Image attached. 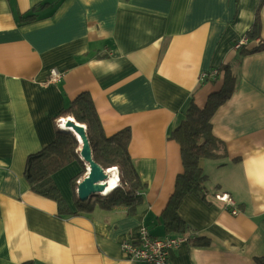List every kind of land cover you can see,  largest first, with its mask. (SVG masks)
Wrapping results in <instances>:
<instances>
[{
    "label": "crops",
    "instance_id": "0c3cea01",
    "mask_svg": "<svg viewBox=\"0 0 264 264\" xmlns=\"http://www.w3.org/2000/svg\"><path fill=\"white\" fill-rule=\"evenodd\" d=\"M256 12L260 33L250 39ZM262 43L264 0H0V264H143L126 258L124 241L142 229L179 236L161 220L183 171L171 136L191 103L203 109L221 90L224 66L234 90L210 119L224 155L199 161L206 201L183 198L190 241L168 251V264H264V49L247 52ZM82 93L105 136L130 131L145 184L132 214L93 203L107 194L81 201L78 162L52 180L72 212L75 199L91 203L88 212L60 215L24 178L28 155L54 139L57 114ZM224 194L232 205L216 199Z\"/></svg>",
    "mask_w": 264,
    "mask_h": 264
},
{
    "label": "trees",
    "instance_id": "16d2710c",
    "mask_svg": "<svg viewBox=\"0 0 264 264\" xmlns=\"http://www.w3.org/2000/svg\"><path fill=\"white\" fill-rule=\"evenodd\" d=\"M260 21L258 13L247 36L250 39L258 38ZM264 49V44L254 45L248 53ZM224 83L219 92L210 94L203 109L191 103L184 115V120L175 128L172 139L180 145L183 171L176 177L174 192L161 215L162 225L166 233H177L179 236L188 232L187 226L178 216V208L183 198L194 194L206 201L205 182L207 177L199 168L201 159H217L224 154H217L220 142L214 137L211 130L210 119L213 113L225 103L233 93L235 76L228 66H224ZM59 118L71 117L76 123L85 127V134L89 142L91 156L95 163L103 169L116 167L119 172V183L115 189L104 197L95 198L93 203L99 207L111 210L126 208L129 214L134 213L141 201V191L145 184L141 182L128 153L130 141L129 129H123L112 136H105L99 123L97 114L87 93L78 95L70 104L57 114ZM80 145L74 135L61 128H57L54 139L41 150L28 155L25 162L24 178L29 190L39 196L56 202L60 215H70L78 211L88 212L92 209L91 203L82 204L75 199V212L63 201L59 190L52 180V175L66 166L77 161L81 166L79 177L84 174V163L79 157ZM72 180V189L77 186ZM174 236V235H173ZM190 241V240H188ZM197 242L200 240H192ZM201 246H207L208 241L202 240ZM23 264H30L29 262Z\"/></svg>",
    "mask_w": 264,
    "mask_h": 264
},
{
    "label": "built area",
    "instance_id": "2783aa9c",
    "mask_svg": "<svg viewBox=\"0 0 264 264\" xmlns=\"http://www.w3.org/2000/svg\"><path fill=\"white\" fill-rule=\"evenodd\" d=\"M248 44V39L243 38L236 43L235 48L239 49L242 46ZM215 74L201 76V81H204L207 77H213ZM60 75L55 71H51V81L58 82ZM62 119L57 120V127L61 128ZM114 169L116 174V185L119 183L118 171L116 167L105 169L104 171ZM87 170V168H86ZM88 173V172H86ZM115 185V187H116ZM103 194V193H102ZM216 199L229 205L231 200L229 197L224 195L216 196ZM186 241L185 237L181 236H169L165 239H154L149 236L146 229H142L136 240H126L121 246V251L131 262H140L143 264H168V251L175 247L180 246Z\"/></svg>",
    "mask_w": 264,
    "mask_h": 264
},
{
    "label": "water",
    "instance_id": "95a60500",
    "mask_svg": "<svg viewBox=\"0 0 264 264\" xmlns=\"http://www.w3.org/2000/svg\"><path fill=\"white\" fill-rule=\"evenodd\" d=\"M65 127L72 129V131L79 137L76 138L73 134L80 145V160H82L85 166L88 165V173H86L85 178L77 185V196L81 201H85L89 196L100 194L105 191L106 186L104 183L108 176L104 169L92 159L89 142L85 134V127L76 123L74 120L67 121Z\"/></svg>",
    "mask_w": 264,
    "mask_h": 264
},
{
    "label": "bare ground",
    "instance_id": "6f19581e",
    "mask_svg": "<svg viewBox=\"0 0 264 264\" xmlns=\"http://www.w3.org/2000/svg\"><path fill=\"white\" fill-rule=\"evenodd\" d=\"M67 121H73V119L71 117H67V118H64L62 119V125H61V129L64 130V131H68V132H71L72 134H74L76 136V138H79L73 131L72 129L70 128H66L65 127V123ZM87 170H85V172L88 171V165H86ZM105 173L107 174V180L105 181V186H106V189L105 191H103V194H108L109 192L113 191L115 189V185H116V177H115V173H114V169H110V170H107L105 171Z\"/></svg>",
    "mask_w": 264,
    "mask_h": 264
},
{
    "label": "rangeland",
    "instance_id": "374dc122",
    "mask_svg": "<svg viewBox=\"0 0 264 264\" xmlns=\"http://www.w3.org/2000/svg\"><path fill=\"white\" fill-rule=\"evenodd\" d=\"M71 133V132H70ZM75 162H77V161H75ZM84 171H85V169H84ZM117 171H118V169H117ZM84 176V175H83ZM118 177H119V172H118ZM230 199V198H229ZM229 205H232V202H230L229 203ZM182 237V236H181ZM156 239H159V238H156ZM189 239H187L186 238V241H184V244L188 241ZM127 258V257H126ZM128 259V258H127Z\"/></svg>",
    "mask_w": 264,
    "mask_h": 264
}]
</instances>
